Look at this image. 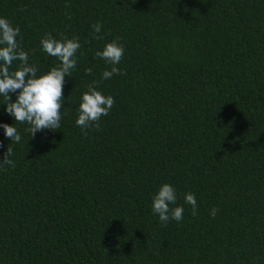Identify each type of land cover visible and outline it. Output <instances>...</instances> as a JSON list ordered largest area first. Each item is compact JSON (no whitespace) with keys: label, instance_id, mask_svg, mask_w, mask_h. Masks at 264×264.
<instances>
[{"label":"trees","instance_id":"1","mask_svg":"<svg viewBox=\"0 0 264 264\" xmlns=\"http://www.w3.org/2000/svg\"><path fill=\"white\" fill-rule=\"evenodd\" d=\"M0 18L37 78L60 63L47 34L81 44L60 128L32 137L0 96V124L21 136L0 127L15 165L0 167V264H264V0H0ZM114 40L121 74L102 80L96 52ZM93 81L115 104L85 135ZM165 183L184 208L166 226L152 211Z\"/></svg>","mask_w":264,"mask_h":264},{"label":"clouds","instance_id":"2","mask_svg":"<svg viewBox=\"0 0 264 264\" xmlns=\"http://www.w3.org/2000/svg\"><path fill=\"white\" fill-rule=\"evenodd\" d=\"M94 38L102 39L99 34L102 25L96 23L92 25ZM20 29L13 27L6 18H0V96L4 97L6 112L11 115L16 122L30 125L29 131L32 137L38 131L50 129L55 131L61 127V108L64 101L63 87L65 77L71 76V70L76 67L75 54L80 49L81 44L78 37L56 40L51 34H47L41 40L42 50L51 57L58 58L60 63L52 67L49 72L37 78V68L29 65V55L21 49L17 41ZM124 55V48L114 40L107 43L102 51L96 52V57L103 59L112 65L111 70L102 73V80L112 78L114 74H121V70L116 67ZM20 61L18 69L10 71L14 61ZM91 74V69L87 70ZM99 81H93L88 85L81 98V103L77 109V126L84 130L94 127L100 130V119L107 116L115 104L112 96H105L97 90ZM16 93L15 101L10 94ZM3 127L5 137L10 138L12 143H19L21 136L16 127L9 124H0ZM3 144L0 142V147ZM13 149L8 146L3 159L0 160V167L5 165L15 166L10 157ZM177 201V194L173 186L163 184L154 195L152 201V211L157 214L162 225H167L171 220L177 223L183 220L184 208L182 206L170 207ZM185 203L191 205L192 215H197L198 206L193 193L185 195ZM218 209L213 208L210 215L215 218Z\"/></svg>","mask_w":264,"mask_h":264}]
</instances>
